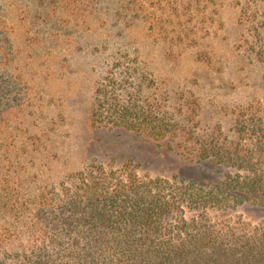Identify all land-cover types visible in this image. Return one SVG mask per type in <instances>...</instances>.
<instances>
[{
	"label": "rangeland",
	"instance_id": "1",
	"mask_svg": "<svg viewBox=\"0 0 264 264\" xmlns=\"http://www.w3.org/2000/svg\"><path fill=\"white\" fill-rule=\"evenodd\" d=\"M132 66L152 73L156 86L144 83V94L163 96L169 118L200 143H236L239 120L264 122V0H0V84L20 99L11 128L25 195L100 167L200 184L236 173L188 158L181 136L157 143L92 127L97 83ZM212 216L255 225L264 208ZM11 236L8 249L28 239Z\"/></svg>",
	"mask_w": 264,
	"mask_h": 264
},
{
	"label": "trees",
	"instance_id": "2",
	"mask_svg": "<svg viewBox=\"0 0 264 264\" xmlns=\"http://www.w3.org/2000/svg\"><path fill=\"white\" fill-rule=\"evenodd\" d=\"M116 72L96 85L92 127L125 130L157 143L181 136L178 147L188 158L236 173L200 184L143 180L134 170L117 175L100 167L25 195L11 128L20 99L0 84V264H264V223L212 216L245 204L264 208V122L249 127L239 120L236 143H200L169 118L163 96L144 94V83L149 91L156 86L152 73L134 66ZM17 231L27 241L6 248Z\"/></svg>",
	"mask_w": 264,
	"mask_h": 264
}]
</instances>
